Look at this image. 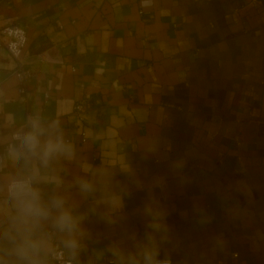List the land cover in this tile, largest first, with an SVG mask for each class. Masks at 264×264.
Instances as JSON below:
<instances>
[{
  "label": "crops",
  "instance_id": "0c3cea01",
  "mask_svg": "<svg viewBox=\"0 0 264 264\" xmlns=\"http://www.w3.org/2000/svg\"><path fill=\"white\" fill-rule=\"evenodd\" d=\"M0 19L28 22L20 60L33 72L23 100L16 62L1 49L0 120L59 116L90 162L126 151L146 180L164 178L156 195L182 241L180 264H264V0H0ZM54 44L67 64L37 56ZM81 99L82 121L73 114ZM153 135L171 152L141 160L133 150ZM176 157L187 183L170 171ZM145 195L127 201L138 230ZM194 204L210 223L195 221ZM217 236L224 247L213 250Z\"/></svg>",
  "mask_w": 264,
  "mask_h": 264
},
{
  "label": "clouds",
  "instance_id": "9594fccd",
  "mask_svg": "<svg viewBox=\"0 0 264 264\" xmlns=\"http://www.w3.org/2000/svg\"><path fill=\"white\" fill-rule=\"evenodd\" d=\"M133 151L144 161L166 159L171 145L153 135ZM169 167L181 184L188 182L184 157ZM165 185L161 177L146 180L126 151L110 164L90 162L59 116L36 110L18 121L9 113L0 120V264H180L173 253L182 241L156 195ZM140 191L146 195L135 214L142 230L127 211ZM192 214L200 225L211 222L199 204ZM93 222L106 231H94ZM223 247V238L214 237L212 249Z\"/></svg>",
  "mask_w": 264,
  "mask_h": 264
},
{
  "label": "built area",
  "instance_id": "2783aa9c",
  "mask_svg": "<svg viewBox=\"0 0 264 264\" xmlns=\"http://www.w3.org/2000/svg\"><path fill=\"white\" fill-rule=\"evenodd\" d=\"M28 27L29 24L27 21H18L16 19L4 21L0 19V52L1 49H5L9 57L16 62L14 75L18 81V93L23 100H25L27 94L26 84L33 76L32 70L24 67L23 62L20 60L28 40ZM37 56L41 61L46 63L67 64V61L58 52L56 44L39 51ZM70 67L72 71H75L73 65H70ZM48 97V93L44 92L43 101L45 102ZM85 108L86 103L82 99L76 101L73 105V114L80 121L84 120ZM28 113L30 112L27 111L26 114ZM81 136L82 140L85 141V132H81Z\"/></svg>",
  "mask_w": 264,
  "mask_h": 264
}]
</instances>
